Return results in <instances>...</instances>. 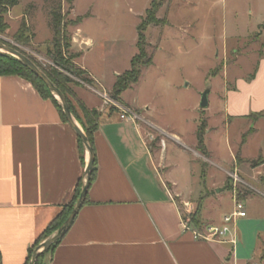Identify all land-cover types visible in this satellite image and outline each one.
<instances>
[{
    "label": "crops",
    "instance_id": "0c3cea01",
    "mask_svg": "<svg viewBox=\"0 0 264 264\" xmlns=\"http://www.w3.org/2000/svg\"><path fill=\"white\" fill-rule=\"evenodd\" d=\"M244 3L252 31H262V48L253 71L225 89L219 131L205 129V156L217 170L205 174L202 167L198 173L194 168L196 184L205 180L202 199L197 186L184 191L171 169H164L173 166L164 154L151 151L146 127L163 128L121 118L119 110L103 106L95 89L82 83L69 85L76 112L82 104L99 113L93 132L94 172L83 205L46 264H264V143L259 138L264 131V0ZM21 5H16V18L23 15ZM80 23L72 35L71 46L79 54L73 62L92 85L111 91L116 76L124 71L114 74L105 90L102 75L86 62L90 50L84 51V46L93 38ZM122 105L129 108L123 101ZM222 134L229 153L223 159L210 145ZM170 137L179 140L174 133ZM88 160L50 98L21 76H0L1 264H26L29 250L71 201ZM253 161L257 165L252 166ZM232 172L241 180L236 196L246 212L231 225L235 244L195 239L181 228V217L190 220L195 214L199 223L192 224L195 229L221 225L223 216L234 209ZM197 198L200 201L194 203Z\"/></svg>",
    "mask_w": 264,
    "mask_h": 264
},
{
    "label": "rangeland",
    "instance_id": "374dc122",
    "mask_svg": "<svg viewBox=\"0 0 264 264\" xmlns=\"http://www.w3.org/2000/svg\"><path fill=\"white\" fill-rule=\"evenodd\" d=\"M152 1L160 5L156 17L162 22L143 31L152 65L142 69L137 83L122 92L121 99L143 126L150 121L164 129L146 127L151 151L164 154L166 163L173 165L164 169H171L184 191L197 186L202 199L205 180L197 185L193 170L196 167L198 173L202 167L206 174L217 169L198 149L197 128L203 120L205 128L219 131L225 89L232 87L235 78L253 71L262 48V31H252L244 0H74L70 4L68 0H20L23 15L16 18L17 6L4 14L8 28L0 33V41L47 69L53 38L51 13L60 12L68 23L82 16L79 27L93 38L91 45L84 46V51L90 50L86 62L102 75L109 90L114 74L129 69L137 52V26ZM78 25L67 26L71 37ZM67 53L77 51L70 46ZM207 87L208 107L201 109V93ZM90 88L104 90L97 84ZM106 92L111 96V91ZM171 133L179 140L171 138ZM259 138L264 143V131ZM210 145L216 156L228 157L224 134Z\"/></svg>",
    "mask_w": 264,
    "mask_h": 264
},
{
    "label": "trees",
    "instance_id": "16d2710c",
    "mask_svg": "<svg viewBox=\"0 0 264 264\" xmlns=\"http://www.w3.org/2000/svg\"><path fill=\"white\" fill-rule=\"evenodd\" d=\"M19 1L20 0H0V33L1 34L8 28L3 18L4 14H6L10 8L18 5ZM73 1L74 0H68L69 4L72 3ZM159 7H160L159 3L152 1L150 7L146 9L144 20H142L140 24L137 26V41H136L137 52L130 59L129 69L125 70L123 73L116 76L115 82L111 90V97L121 104H122V99L120 97L121 93L137 83L142 69L152 65V57L145 52V48H144L145 36L143 31L150 24L159 25L160 23H162L161 20L156 17ZM51 16H52L53 38L51 41L52 48L49 49L48 51V55H49L48 58L51 61V65H49L47 69L41 67L38 64L37 65L43 70V72L47 75V77L61 90V92L68 101L73 117L81 125L83 132L85 133L91 145H93V132L95 131L98 124L99 113L95 109H89L82 104L79 105L80 112L78 113L74 110L73 105L70 101V94H72V91L70 90L71 88L69 86L70 84L81 85L80 81H83L88 85H92V80L86 76L85 71L77 67L73 62V59L76 58L79 54L67 53L71 46V41H72V37L67 30V26L70 24L76 25L80 23L82 17L79 16L68 23L67 21H64L63 15L60 12L53 11L51 13ZM66 53L68 55H66ZM1 75H17L29 80L41 96H43L44 98L51 99V101L59 111L61 118L64 121H66L61 105L58 102V100L52 95V93L45 86V84L40 79L35 77L32 74V72H30L28 68L20 60H18L17 58H15L14 56L8 53L0 52V76ZM205 127H206L205 122L202 120L196 132L198 149L204 155H206V150L203 143V136L206 129ZM77 142H78L79 151L83 153L84 146L78 137H77ZM251 165L252 166L257 165L256 161L251 162ZM93 172H94V167L92 168L90 181L92 179ZM81 185H82V178H80L77 183L71 201L62 207L60 212L50 221V223L47 225L45 230L39 236L35 246H33L29 250L26 264H28L30 260L33 249L41 241H43L51 234H53L66 219L79 195ZM190 224L191 225L195 224L196 226H199L195 214L191 216ZM59 241L60 239L54 242L53 244H51L45 251L40 253L35 261V264H46L45 263L46 255L50 254L52 249L56 246V244Z\"/></svg>",
    "mask_w": 264,
    "mask_h": 264
},
{
    "label": "water",
    "instance_id": "95a60500",
    "mask_svg": "<svg viewBox=\"0 0 264 264\" xmlns=\"http://www.w3.org/2000/svg\"><path fill=\"white\" fill-rule=\"evenodd\" d=\"M0 50H4L6 53L14 56L18 60H20L32 74L40 79L45 86L49 89V91L52 93V95L58 100V102L61 105L64 117L69 124V126L74 130L77 137L81 140L84 149L88 153L89 160L85 166L83 178H82V185L80 188L79 195L69 212L66 219L63 221V223L59 226V228L51 234L49 237L41 241L32 251L30 260L28 264H35V261L40 253L45 251L51 244L56 242L57 240L61 239L62 236L65 234V232L68 230L69 226L73 222L77 212L83 205L86 197V193L89 187L90 183V177L91 172L93 168V162H94V152L93 147L91 143L89 142L88 138L86 137L85 133L82 131V129L78 126L75 118L73 117L70 106L68 104L67 99L61 92V90L47 77V75L43 72V70L32 60L30 59L26 54L21 52L20 50L16 49L12 45L5 44L4 42L0 41ZM208 93H209V87H207L202 93L200 97L199 107L201 109H205L208 107Z\"/></svg>",
    "mask_w": 264,
    "mask_h": 264
},
{
    "label": "built area",
    "instance_id": "2783aa9c",
    "mask_svg": "<svg viewBox=\"0 0 264 264\" xmlns=\"http://www.w3.org/2000/svg\"><path fill=\"white\" fill-rule=\"evenodd\" d=\"M86 44V43H84ZM80 83L84 84L87 87H91L87 83L80 81ZM97 94L102 99V104L105 107H113L120 111V117L124 118L129 116L130 118L137 119L138 116L128 107L123 106L121 103L114 100L111 96L107 94L105 91H97ZM149 139H153V135H148ZM230 176L233 181V195H234V209L229 214L223 216L221 225H206L202 229H195L191 224L188 216H182L180 220V226L183 230H189L192 232L193 237L198 240H219L222 242H229L231 244H235L236 237L232 232L231 225L238 217H244L246 215L244 205L242 201L237 199V185L240 183V178L235 172L230 173ZM186 206V213H191V207L188 204ZM186 214V215H187ZM1 264V262H0ZM248 264H257L256 262H249Z\"/></svg>",
    "mask_w": 264,
    "mask_h": 264
}]
</instances>
